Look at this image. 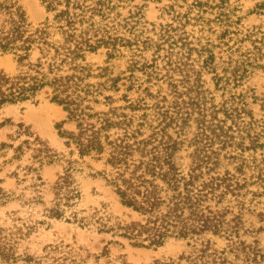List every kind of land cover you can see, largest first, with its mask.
I'll return each mask as SVG.
<instances>
[{
  "label": "trees",
  "instance_id": "16d2710c",
  "mask_svg": "<svg viewBox=\"0 0 264 264\" xmlns=\"http://www.w3.org/2000/svg\"><path fill=\"white\" fill-rule=\"evenodd\" d=\"M39 2L47 16L33 25L17 0H0V54L11 55L15 63L11 74L0 69V129L16 127L14 134H6L9 142L0 141V157L12 151L11 158L17 159L23 145L35 143L33 159L39 165L63 163L51 186L45 216L92 226L98 233L128 240L133 247L156 249L174 239L192 248L188 254L157 259L153 264H264L258 241L246 244L240 239L241 233L264 231V96L258 98L252 89L237 90L253 71L264 72V31L260 27L244 33L230 30L235 22L229 0H191L183 13L174 9L178 0H173L169 5L173 23L159 25L156 39L145 36L139 8L121 15L120 9L130 0ZM208 11H213L212 21L221 28L218 44L202 36L192 42L184 25L191 21L207 24L211 20L203 14ZM254 11L264 15V0L255 4ZM231 40L233 45L228 44ZM245 41L248 46L239 45ZM220 46L229 55L218 72L213 48ZM100 48L106 50L108 59L128 53L126 91L141 90L137 98L123 94L116 99L119 78L87 61ZM192 53L196 57L189 62ZM194 63L211 74L214 91L205 88ZM159 81L168 85L166 93L160 88L150 90ZM42 92L65 113L56 128L68 149L66 158L37 137L30 142L27 127L2 116L5 106L37 101ZM117 100L125 104L115 106ZM248 100L258 102L257 112ZM100 105L106 110H97ZM64 123L74 128L63 130ZM21 135L27 138L14 146L12 142ZM183 148L190 149L187 163L180 154ZM74 153L76 158H72ZM84 157L102 163V170L88 175L103 178L128 211V220L104 209L86 212L77 207L81 192L75 176L83 171ZM6 197L0 187V202ZM37 201L38 195L31 198ZM246 213L262 225L245 229ZM20 233L19 227L0 226L1 262L20 260L14 251ZM209 235L226 240V248H213ZM77 250L62 243L48 245L42 256H25L23 261L84 263ZM108 253L103 248L94 254L93 264ZM118 264L127 263L121 259Z\"/></svg>",
  "mask_w": 264,
  "mask_h": 264
},
{
  "label": "rangeland",
  "instance_id": "374dc122",
  "mask_svg": "<svg viewBox=\"0 0 264 264\" xmlns=\"http://www.w3.org/2000/svg\"><path fill=\"white\" fill-rule=\"evenodd\" d=\"M186 2L175 4L174 9L183 13L186 9ZM261 0H229L230 8H233V23L229 29H239L243 33L246 30L251 31L254 27L264 31V15L255 13V4ZM173 0H130L129 3L124 4L120 9L123 17L128 16V12L137 11L136 7L140 9L142 16L141 22L143 25L145 36L156 39V33L159 30V25L171 23V12L169 5ZM18 5L23 9L27 20L36 25L42 22L47 13L39 0H17ZM207 19H210L207 24L201 21H191L184 25L183 30L188 34L187 37L192 42H196V38L202 36L209 38L214 44H218L216 35L219 34L221 28L214 23L213 11H208L203 14ZM173 23V22H172ZM175 25V23H174ZM256 30V29H255ZM233 45V41L228 42ZM240 46H248L247 41L239 44ZM235 46V45H234ZM243 48V47H242ZM215 55V62L217 63V71H220L223 66V61L227 60L229 52L225 46L213 48ZM151 51L146 52L148 57ZM195 53H192L189 62L195 58ZM235 58V55H232ZM87 61L93 65V68H106L107 72L113 78H119L117 83L119 91L114 94L116 99H120L121 95H127L129 99H135L141 90L136 91L130 89L126 91L128 81L124 79L128 74V53L123 51V55L108 59L106 50L100 48L93 54L87 56ZM195 64V63H194ZM197 71H201V80L205 88L214 91L211 74L206 73L194 65ZM0 69L6 73H13L15 71V63L12 56L9 54H0ZM136 77H141L139 71H135ZM175 78L179 75L175 74ZM98 81V79L92 80ZM149 85L147 83L143 86ZM160 88L161 93H166L168 85L163 81L158 84L150 86V90L155 92ZM252 89L255 96L261 98L264 96V72L255 70L250 73L243 81L242 85L237 90ZM216 100H218L219 92H216ZM254 112H257V103L252 104L248 100ZM125 103L122 100H117L115 106H123ZM97 110H106L103 105L97 106ZM2 116L10 118L13 124L21 123L28 128L31 133L29 141L37 137L43 145L57 153H62L65 158L68 156V149L64 145V139L58 135L56 125L65 119V113L62 108L54 103H51L46 97V93L42 92L37 98V101H26L13 105L5 106L1 110ZM15 126H5L0 129V141H7L6 134H14ZM74 126L69 123L62 125L63 130H72ZM25 135H21L12 143L14 146L18 145L22 140L26 139ZM35 143H31L29 147L23 145V152L19 158L13 159L12 151H8L6 157H0V187L8 194L3 203L0 202V226L3 228H12L14 226L21 228V233L18 234L14 243V251L16 255L20 256V260L13 263L0 264H28L23 261L25 256L38 257L44 254V249L48 245L67 244L77 250L84 260V263L79 264H93L94 254H99L103 248H106L109 253L107 257H101L97 264H118L121 259H124L127 264H153L154 260H162L167 258L175 259L182 253L188 254L191 252V246L186 245V241L170 239L165 245L152 248H139L130 245L129 241L112 236L109 233H98L97 230L90 227H80L75 223L66 222L62 220H55L48 218L44 214V208L49 205L52 198L51 186L57 178V175L62 171V162H53L51 164L39 165L33 159L35 154L33 148ZM71 149H75L72 147ZM190 149L183 148L180 154L183 156V162L187 163L186 155ZM76 158V154L72 155ZM7 160V161H5ZM83 171L76 174V180L79 184L81 198L77 207L84 209L86 212L94 209L106 210L123 220H128V211L123 208L117 201L111 188L106 185L103 178L98 175L89 176L94 171L102 170V163L95 161L89 157L83 158ZM85 164L91 166L93 171L85 167ZM34 168L35 170H31ZM36 176L40 177V181L35 180ZM33 183L37 186L33 187ZM38 195L39 201L31 202V198ZM244 228L248 230H256L262 224L257 222L254 216L246 213L243 216ZM39 222V223H33ZM34 224V227L29 231L27 226ZM264 227V225H263ZM213 243L212 247L215 249L226 248L227 242L223 238L216 236H208ZM241 240L246 244H251L253 240L258 241V247L264 255V231L253 233H241ZM123 256V258L119 257ZM44 262L43 264H47Z\"/></svg>",
  "mask_w": 264,
  "mask_h": 264
}]
</instances>
